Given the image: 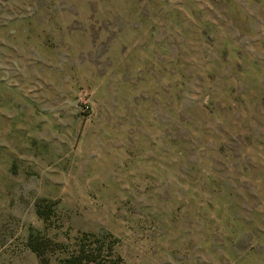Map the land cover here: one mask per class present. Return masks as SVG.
Returning a JSON list of instances; mask_svg holds the SVG:
<instances>
[{
    "label": "rangeland",
    "instance_id": "1",
    "mask_svg": "<svg viewBox=\"0 0 264 264\" xmlns=\"http://www.w3.org/2000/svg\"><path fill=\"white\" fill-rule=\"evenodd\" d=\"M264 264V0H0V264Z\"/></svg>",
    "mask_w": 264,
    "mask_h": 264
},
{
    "label": "trees",
    "instance_id": "2",
    "mask_svg": "<svg viewBox=\"0 0 264 264\" xmlns=\"http://www.w3.org/2000/svg\"><path fill=\"white\" fill-rule=\"evenodd\" d=\"M100 261L101 259L97 253H87V251L82 248L81 254L74 256V259H70L68 264H105Z\"/></svg>",
    "mask_w": 264,
    "mask_h": 264
}]
</instances>
